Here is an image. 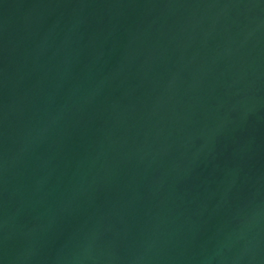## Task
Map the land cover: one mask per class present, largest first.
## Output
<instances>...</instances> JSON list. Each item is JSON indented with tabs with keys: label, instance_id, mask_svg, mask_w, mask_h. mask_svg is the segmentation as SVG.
<instances>
[{
	"label": "water",
	"instance_id": "1",
	"mask_svg": "<svg viewBox=\"0 0 264 264\" xmlns=\"http://www.w3.org/2000/svg\"><path fill=\"white\" fill-rule=\"evenodd\" d=\"M0 264H264V0H0Z\"/></svg>",
	"mask_w": 264,
	"mask_h": 264
}]
</instances>
